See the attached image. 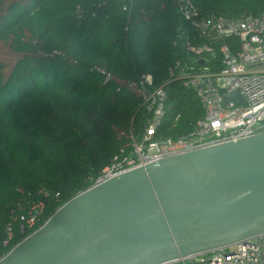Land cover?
I'll return each instance as SVG.
<instances>
[{"label":"trees","instance_id":"16d2710c","mask_svg":"<svg viewBox=\"0 0 264 264\" xmlns=\"http://www.w3.org/2000/svg\"><path fill=\"white\" fill-rule=\"evenodd\" d=\"M186 1L194 21L178 0H0V243L9 225L15 233L5 254L132 156L148 112L131 84L150 75L167 92L164 138L186 136L204 116L194 90L167 84L177 63L190 66L183 43H173L181 34L212 47L220 68V46L236 53L239 40L213 42L198 25L258 18L264 0ZM99 70L112 75L107 84ZM39 203L36 227L22 232L21 217Z\"/></svg>","mask_w":264,"mask_h":264},{"label":"water","instance_id":"95a60500","mask_svg":"<svg viewBox=\"0 0 264 264\" xmlns=\"http://www.w3.org/2000/svg\"><path fill=\"white\" fill-rule=\"evenodd\" d=\"M263 234L264 133L95 183L0 264H173Z\"/></svg>","mask_w":264,"mask_h":264},{"label":"built area","instance_id":"2783aa9c","mask_svg":"<svg viewBox=\"0 0 264 264\" xmlns=\"http://www.w3.org/2000/svg\"><path fill=\"white\" fill-rule=\"evenodd\" d=\"M181 12L187 21L198 16L196 9L186 0H178ZM203 36L208 33L213 42L236 37L240 50L233 53L223 44L220 46V68L211 66V58H216L210 46H192L186 37L178 35L174 47H183L188 53L186 62L190 66L177 63L169 71L170 79L182 81L192 89L204 109V116L196 123L193 131L179 139L164 138L160 133L168 101L163 87L154 89L150 75L142 77L139 87L131 84L144 99L148 120L143 134L132 142V156L115 161L106 168L96 183L110 179L125 171L136 169L159 160L206 149L230 142H237L264 133V13L258 18H247L238 23L220 20L216 25L200 23ZM184 34V33H182ZM203 61V64L200 62ZM187 64V63H185ZM213 64V63H212ZM107 84L112 75L99 70ZM238 91L243 97L242 104L223 102L221 91ZM180 118L177 117L176 121ZM44 205L39 203L31 208L27 216H22L26 227L35 228ZM15 238L14 229L8 226L6 237L0 243V261L6 257L5 250ZM173 264H264V234L250 243H240L232 249L217 250L212 253L182 259Z\"/></svg>","mask_w":264,"mask_h":264},{"label":"rangeland","instance_id":"374dc122","mask_svg":"<svg viewBox=\"0 0 264 264\" xmlns=\"http://www.w3.org/2000/svg\"><path fill=\"white\" fill-rule=\"evenodd\" d=\"M5 59H6V58H3V60H5ZM9 70H10V69H6V71H5V72H6V73H5L6 76H8V74H9Z\"/></svg>","mask_w":264,"mask_h":264}]
</instances>
